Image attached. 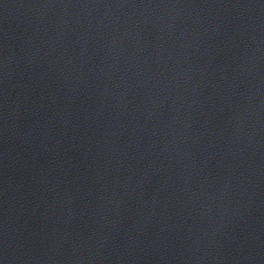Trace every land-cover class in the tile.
Returning <instances> with one entry per match:
<instances>
[{
	"label": "water",
	"instance_id": "obj_1",
	"mask_svg": "<svg viewBox=\"0 0 264 264\" xmlns=\"http://www.w3.org/2000/svg\"><path fill=\"white\" fill-rule=\"evenodd\" d=\"M0 264H264V0H60L0 47Z\"/></svg>",
	"mask_w": 264,
	"mask_h": 264
}]
</instances>
